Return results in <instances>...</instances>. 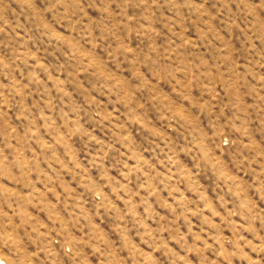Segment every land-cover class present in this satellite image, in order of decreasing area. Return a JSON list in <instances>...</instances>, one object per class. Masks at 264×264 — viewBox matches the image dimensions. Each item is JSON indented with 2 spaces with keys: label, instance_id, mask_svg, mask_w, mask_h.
Instances as JSON below:
<instances>
[{
  "label": "rangeland",
  "instance_id": "obj_1",
  "mask_svg": "<svg viewBox=\"0 0 264 264\" xmlns=\"http://www.w3.org/2000/svg\"><path fill=\"white\" fill-rule=\"evenodd\" d=\"M0 264H264V0H0Z\"/></svg>",
  "mask_w": 264,
  "mask_h": 264
}]
</instances>
